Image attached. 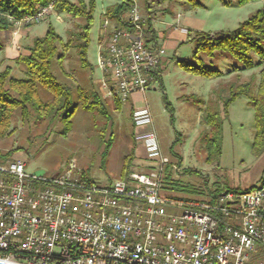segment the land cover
<instances>
[{
	"label": "built area",
	"instance_id": "2783aa9c",
	"mask_svg": "<svg viewBox=\"0 0 264 264\" xmlns=\"http://www.w3.org/2000/svg\"><path fill=\"white\" fill-rule=\"evenodd\" d=\"M103 25L97 66L104 96L127 103L162 78L166 50L147 39L149 15L137 0ZM54 3L34 16H7L14 28L41 22ZM0 16L2 14L0 13ZM107 16V14H105ZM136 128L153 126L145 107L133 112ZM151 160V174L134 172L109 186L89 180L74 163L38 177L21 161H0V260L11 264H264V183L214 202L162 197L169 158L154 129L136 135Z\"/></svg>",
	"mask_w": 264,
	"mask_h": 264
},
{
	"label": "rangeland",
	"instance_id": "374dc122",
	"mask_svg": "<svg viewBox=\"0 0 264 264\" xmlns=\"http://www.w3.org/2000/svg\"><path fill=\"white\" fill-rule=\"evenodd\" d=\"M70 1L77 3L79 0ZM94 1L97 7L90 34V66H82L76 49L65 51L64 47L59 50V55H65L63 67L58 61L53 65V73L58 80L73 88L74 102H78L80 93L98 88L95 82L102 79V73L97 60L105 46L103 25L106 19L110 20L105 14L109 7L120 3V0ZM197 1L201 7L195 8L187 0H137L140 10L155 19L156 30L164 36L160 40L166 50L162 73L164 87L154 85L145 98L163 154L170 155L177 141L174 149L183 157V166L174 175L175 179L181 180L182 190H168L166 193L169 197L185 201L207 200V195L217 190L245 194L259 188L264 180V151L257 156L254 149L256 123L252 100L241 97L231 105L230 116L224 120L222 154L218 159L215 152L209 156L208 140L213 129L207 123L208 116H223V99L230 96L232 88L250 84L256 90L262 67L237 71L236 68H243V64L227 53L218 52L214 57L200 54L205 66L224 74L222 78L211 80L188 73L179 64H199L194 57L196 43L188 34L182 39V28L193 35L197 32L194 29L199 27L210 35L234 32L264 7V0L244 6L237 4L236 0ZM58 17L61 21L57 20ZM85 23L83 18L60 15L54 11L41 22L33 24L32 34L37 38L44 37L52 26L67 44ZM1 34L0 45L3 42ZM177 34L181 37H171ZM253 58L257 64L263 62L255 54ZM13 64V76L23 78L18 65ZM5 69L3 67L0 72ZM165 95L175 109V127L171 123L172 113L166 109ZM39 97L43 101L53 99L52 94L42 86L39 87ZM145 106L144 103L137 105L140 109ZM110 112L112 121L108 122L95 113L78 109L72 120V130L67 135L63 134L65 127L59 121L51 124L47 120H38L33 112L28 119H23L15 113L9 130L0 138V161H21L26 165L27 173L45 171L48 175L62 173L74 163L97 185H112L120 179L125 157L133 149L136 127L130 103L123 105L121 110L110 103ZM111 130L114 131L115 141L104 163L102 152L105 145L101 136L107 139ZM10 152L14 154L11 158L7 156ZM133 171L149 173L135 166Z\"/></svg>",
	"mask_w": 264,
	"mask_h": 264
},
{
	"label": "trees",
	"instance_id": "16d2710c",
	"mask_svg": "<svg viewBox=\"0 0 264 264\" xmlns=\"http://www.w3.org/2000/svg\"><path fill=\"white\" fill-rule=\"evenodd\" d=\"M192 6L197 8L201 4L197 0H187ZM253 1L263 0H236L240 6H244ZM54 3V11L58 14H68L73 18H83L86 23L76 32L73 40L64 43L63 38L51 26L44 37L36 38L33 43L25 47L26 54L21 55L15 63L23 66L25 73L23 78H17L12 75V69L6 68L0 72V138L4 137L10 128L11 119L15 113H18L23 119H28L31 112L36 115L38 120H47L51 124L61 122L64 125V135L71 132L73 127V118L78 109H82L88 113H95L99 118H103L108 122L112 121V115L107 102L98 89L89 92L80 93L78 102H74V90L70 85L61 83L53 73V65L55 61L62 66L65 55H59V50L64 47L65 51L76 49L78 51L80 61L84 68L90 66L88 61V51L90 47V34L94 23V14L96 11V2L94 0L86 2L79 0L74 3L70 0H0V33L12 31L14 25L9 22L7 16L16 19H22L36 15L41 8ZM131 0H120V3L114 7L107 9V16L111 22H115L119 17L125 14L131 8ZM147 26V39L155 41V33L151 15ZM189 37L196 43L195 59L198 65L188 62H179L181 68L193 75L204 77L207 79H219L224 74L217 70L205 66L202 63L200 54H206L214 57L218 52L229 54L232 58L240 61L243 68H236L237 71L253 70L256 66H261L260 84L256 88L250 84H243L231 89L230 96L223 99V116H208L207 123L213 129L211 138L208 140L209 156L216 153L215 158H220L222 154V137L224 120L230 116V107L241 97H249L252 100L256 134L254 149L256 155H261L264 151V7L258 10L250 19L241 23L238 29L230 33L222 34H206L190 32ZM1 49V45H0ZM259 56L263 62L257 64L253 55ZM164 63L160 67V73H163ZM157 80L162 82V78L155 76ZM44 87L53 99L43 101L39 97V87ZM166 109L172 113L171 123L175 127L176 120L174 117V107L169 102L166 95L164 96ZM114 105L117 110H121L123 104L120 100H115ZM135 110L133 109V112ZM133 114V113H132ZM135 127V126H134ZM101 136L105 149L102 152V159L105 163L111 149L113 148L115 135L111 130L109 135ZM134 146L131 153L125 157L124 167L122 169L121 178L127 180L134 173V161L136 159V149L138 141L136 136L133 138ZM177 141L173 144L169 158V164L164 168L162 177V197L179 202H214L223 193L219 190L210 192L207 200L201 201H185L179 198L169 197L166 192L168 190L181 189V180L175 179V171L183 166V157L175 151ZM14 154L10 152L8 157ZM210 160V159H209ZM153 170L147 172L151 174ZM264 183V180L263 182ZM254 188V187H253ZM182 192V191H181Z\"/></svg>",
	"mask_w": 264,
	"mask_h": 264
},
{
	"label": "crops",
	"instance_id": "0c3cea01",
	"mask_svg": "<svg viewBox=\"0 0 264 264\" xmlns=\"http://www.w3.org/2000/svg\"><path fill=\"white\" fill-rule=\"evenodd\" d=\"M151 19H152L153 31L155 33L156 41L159 42V44H161L160 40L164 36H163V34L160 35L158 33V31L156 30L155 19L152 16H151ZM57 20L61 21V18L58 17ZM189 22L190 21L187 20V24H189ZM32 27H33V25H27V26H22V27L17 28V29L15 28L12 31L2 32L1 37H2L3 42L1 43L2 50L0 51V69L5 67V68H11L13 71V66H12V65H14L13 63L21 55L26 54L25 47L31 45L33 43V41L37 38L32 34V32H33ZM199 28L200 29H197V28L194 29L195 31H197L196 33H205L203 31L202 27H199ZM189 33L190 32L186 28H184V29L182 28V39L185 36H187V34L189 35ZM171 37L177 39V38H180L181 36L177 34V35H173ZM18 67L20 68V73L24 76L25 70H24L23 66L18 65ZM12 75H13V72H12ZM101 80L102 79H99L98 81L95 82V84L98 86L97 89L101 92L104 100L107 102V104L110 108V103L114 105L115 101L108 99L104 96V90H103ZM158 86H160L161 88L164 87L163 78H162V82H160L158 84ZM182 99L184 100V97H182ZM127 103H130L131 108H133L134 110L140 109L137 107V105L141 104V103L146 104L145 107H147L149 109V107L146 103L145 96L135 95ZM127 103H125V104H127ZM174 111H175V109H174ZM152 129H154L153 126H145V127L136 128V135L147 133ZM138 145H139V147H138V150L136 151V159L134 161V166L140 167V168L146 169V170H149V169L153 170L154 168H156L158 166V163L150 159L148 153L146 152L144 145L141 142H138ZM160 147H161V144H160ZM161 150H162V148H161ZM162 153H163V151H162Z\"/></svg>",
	"mask_w": 264,
	"mask_h": 264
},
{
	"label": "water",
	"instance_id": "95a60500",
	"mask_svg": "<svg viewBox=\"0 0 264 264\" xmlns=\"http://www.w3.org/2000/svg\"><path fill=\"white\" fill-rule=\"evenodd\" d=\"M46 172L45 171H37L34 173L35 176H38V177H41L45 174ZM0 264H11V263H8V262H5L3 260H0Z\"/></svg>",
	"mask_w": 264,
	"mask_h": 264
}]
</instances>
